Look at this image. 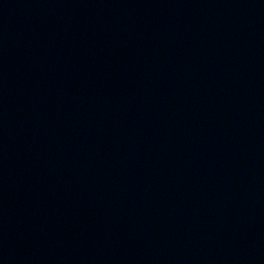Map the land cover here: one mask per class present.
<instances>
[{
	"label": "water",
	"instance_id": "95a60500",
	"mask_svg": "<svg viewBox=\"0 0 264 264\" xmlns=\"http://www.w3.org/2000/svg\"><path fill=\"white\" fill-rule=\"evenodd\" d=\"M0 264H264V0H0Z\"/></svg>",
	"mask_w": 264,
	"mask_h": 264
}]
</instances>
